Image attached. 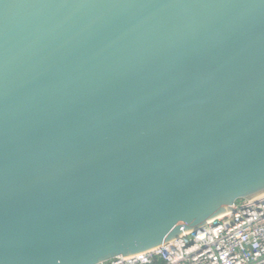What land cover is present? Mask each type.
<instances>
[{
  "label": "water",
  "instance_id": "obj_1",
  "mask_svg": "<svg viewBox=\"0 0 264 264\" xmlns=\"http://www.w3.org/2000/svg\"><path fill=\"white\" fill-rule=\"evenodd\" d=\"M264 194V0H0V264H102Z\"/></svg>",
  "mask_w": 264,
  "mask_h": 264
},
{
  "label": "built area",
  "instance_id": "obj_2",
  "mask_svg": "<svg viewBox=\"0 0 264 264\" xmlns=\"http://www.w3.org/2000/svg\"><path fill=\"white\" fill-rule=\"evenodd\" d=\"M102 264H264V194L236 202L203 231L139 255Z\"/></svg>",
  "mask_w": 264,
  "mask_h": 264
}]
</instances>
